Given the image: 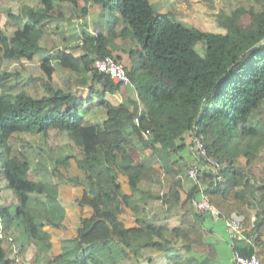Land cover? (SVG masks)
<instances>
[{
	"label": "trees",
	"instance_id": "obj_1",
	"mask_svg": "<svg viewBox=\"0 0 264 264\" xmlns=\"http://www.w3.org/2000/svg\"><path fill=\"white\" fill-rule=\"evenodd\" d=\"M1 9L0 67L40 59L43 73L0 71V264H17L20 247H35L40 264H117L107 250L132 264L215 259L199 193L220 219L244 217L232 251L264 264V0L213 10V30L160 13L157 0H0ZM75 14L86 20L76 24ZM120 51L132 87L94 65ZM186 149L192 165L207 166L191 189ZM49 157L52 183L43 178ZM70 164L82 175L66 174ZM48 183L78 189L81 222L61 251ZM150 201L163 211L149 216ZM174 208L180 223L171 227Z\"/></svg>",
	"mask_w": 264,
	"mask_h": 264
},
{
	"label": "rangeland",
	"instance_id": "obj_2",
	"mask_svg": "<svg viewBox=\"0 0 264 264\" xmlns=\"http://www.w3.org/2000/svg\"><path fill=\"white\" fill-rule=\"evenodd\" d=\"M159 6V12L164 13L168 11H174L175 15L178 19L188 23L197 25L203 29H217L216 25V17L212 15V11L215 10L220 12L225 8H234L242 1L244 3L253 2V0H157ZM15 7L17 3H14ZM16 9V8H15ZM104 20L107 18V12L103 14ZM6 14L4 11H0V22H5ZM85 16H80L75 14L73 21L76 24H81V22L85 21ZM93 22L91 23V25ZM95 29L93 32L95 33ZM130 46L135 47L137 45V41L135 39L133 30L129 27L128 29V39L126 41ZM52 41H49V46H51ZM63 46V45H62ZM123 62L128 64L123 60ZM0 67V71L6 70L9 72H18L20 71L26 77L30 75V73H37L39 72L40 66H42V62L40 59L35 61H30L27 59L22 60H8L4 59ZM43 73L42 71H40ZM115 96V95H114ZM113 96V97H114ZM116 98V97H114ZM30 141L33 142H42L45 140L44 137L40 134H30L28 137ZM187 141L191 144L193 141L191 136H187ZM56 142L64 143L67 140V136L65 135H58L56 138ZM196 148V147H195ZM196 152L198 153L197 149ZM191 155V153H189ZM193 155V154H192ZM47 164L49 171L43 175V178L48 180L49 183L54 182V177L51 173V170L54 167L53 160L49 157ZM193 157L189 156V159L185 161L186 163L192 165ZM64 172L68 175H82L81 171L76 169L75 166L69 165L63 169ZM191 179V178H188ZM192 180V179H191ZM194 182L195 179H193ZM48 183L47 185V205H48V215L49 219L52 220L53 223L50 224L49 228L51 229V233L53 236V240L56 244V251H60L63 249V242L74 238L77 233V228L81 222L82 213L75 205V200L78 196V191L73 188L72 186L65 185V186H57L56 191ZM52 194V197H51ZM46 198V195H45ZM202 198V197H201ZM215 214V212L213 213ZM219 218V217H218ZM224 224L226 225V221L224 220ZM227 229V226H226ZM20 254L17 258V264H40V261H37L38 251L35 247H31L27 251H23L20 248ZM106 256L110 259H114L117 264H126L124 261L123 263L119 259L120 256L117 254L114 257L109 250L105 252Z\"/></svg>",
	"mask_w": 264,
	"mask_h": 264
},
{
	"label": "crops",
	"instance_id": "obj_3",
	"mask_svg": "<svg viewBox=\"0 0 264 264\" xmlns=\"http://www.w3.org/2000/svg\"><path fill=\"white\" fill-rule=\"evenodd\" d=\"M121 52V53H120ZM116 52L115 54L118 55L116 57L122 56L123 60L127 62L128 64H131L129 55L127 53H124L122 51ZM182 162L187 161L189 159V156H191L186 149L182 154ZM192 179V180H191ZM187 179L186 180V187L188 189H191L196 182H198L196 179L194 182L193 178ZM73 187V186H72ZM75 188V187H73ZM77 191L78 189L75 188ZM202 194H198V196H201ZM145 206V212L149 213V216H152L154 214H158V212L163 211V206L160 205L158 202H148ZM85 213V212H84ZM128 221L130 224H135L136 220L134 215H130L128 217ZM166 221L169 223L171 227L177 226L180 223V212L178 209L174 208L171 211L167 213V218ZM204 222L208 228L212 231L210 235L206 238L207 242L209 244H212L213 246L216 247L218 256L217 258H210L208 256H199L198 259L200 261V264H234L233 261V251H232V244H233V237H240L242 238L243 235L242 233H231L226 230L224 220L212 215V216H207V213L204 216ZM78 229V228H77ZM75 238V237H74ZM73 239V237L71 238ZM62 250V249H61ZM60 250V251H61ZM121 262L123 263L124 261L126 264H132L131 261L129 260H122L120 259Z\"/></svg>",
	"mask_w": 264,
	"mask_h": 264
},
{
	"label": "built area",
	"instance_id": "obj_4",
	"mask_svg": "<svg viewBox=\"0 0 264 264\" xmlns=\"http://www.w3.org/2000/svg\"><path fill=\"white\" fill-rule=\"evenodd\" d=\"M96 30V29H95ZM97 31V30H96ZM95 31V33H96ZM95 67L101 71L109 74L114 82L122 83L127 86L132 87L131 79L126 71V65L122 60H118L113 56H105L102 58H98L94 62ZM196 149L198 153L206 159V149L203 143L196 139ZM213 164H218L214 160H210ZM207 169V166L203 163L195 162L190 168L187 170V174L190 178L198 179L199 176L204 173ZM201 199L197 203V211L200 214H206L207 212H211L212 214L215 212L214 208H212L204 194L201 195ZM256 216H252V220H255ZM227 226V231L231 233H240L244 227V217L239 214H234L230 219L225 220ZM1 227V225H0ZM17 251V250H15ZM18 257V256H15ZM17 261V258H16ZM233 261L237 264H261L260 259L256 255L245 256L240 252H233Z\"/></svg>",
	"mask_w": 264,
	"mask_h": 264
},
{
	"label": "water",
	"instance_id": "obj_5",
	"mask_svg": "<svg viewBox=\"0 0 264 264\" xmlns=\"http://www.w3.org/2000/svg\"><path fill=\"white\" fill-rule=\"evenodd\" d=\"M212 215H214V214H212L211 212H207V216H212ZM215 215H216V217H218V214H217V212H215Z\"/></svg>",
	"mask_w": 264,
	"mask_h": 264
}]
</instances>
